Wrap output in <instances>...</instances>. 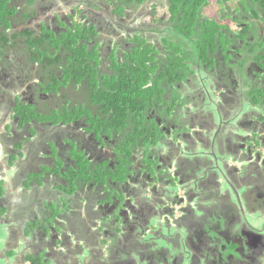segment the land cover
Wrapping results in <instances>:
<instances>
[{
    "label": "flooded vegetation",
    "instance_id": "flooded-vegetation-1",
    "mask_svg": "<svg viewBox=\"0 0 264 264\" xmlns=\"http://www.w3.org/2000/svg\"><path fill=\"white\" fill-rule=\"evenodd\" d=\"M244 2L219 10L222 23L230 20L225 50L210 52L209 62L186 60L189 73L181 71L173 85L160 81L161 103L152 96L144 110L158 135L133 143L129 126L103 132V107L90 88L50 89V73L62 75L68 54L43 63L46 57H33L26 41L48 30L59 40L81 30L85 37L74 47L96 50L92 63L102 80L113 72V56L121 62L123 47L130 48L131 33L147 29L155 88L171 55L158 21L114 13L104 0H7L0 164L30 202L19 207L0 181V225L8 230H0V264H134L127 260L147 250L166 261L139 264H264V206L257 198L264 192V16L254 0ZM44 44L37 49L52 54ZM80 105L85 113L78 114ZM25 107L41 120L20 128L17 108ZM86 113L97 120L90 123ZM81 167L102 180L84 182ZM146 240L152 248L143 247ZM118 252L130 259L114 257Z\"/></svg>",
    "mask_w": 264,
    "mask_h": 264
},
{
    "label": "trees",
    "instance_id": "trees-1",
    "mask_svg": "<svg viewBox=\"0 0 264 264\" xmlns=\"http://www.w3.org/2000/svg\"><path fill=\"white\" fill-rule=\"evenodd\" d=\"M151 1L104 0L106 7L113 8L114 13H121L123 15V12L126 11L130 15L133 14V16L141 14L142 18L152 15L153 21H158V26L156 27L157 33L167 34L160 41L163 43L162 45L165 50L171 52V55L168 57L170 66H166V72H161V77L156 79L155 88L149 86L152 81V74L155 72L154 68L150 66V62L153 60L152 53L155 50L152 48V45L147 43L148 39L142 35L148 32L146 31L147 29H139L136 33H131L132 37L127 39L130 44L132 43L130 48L125 49L123 47L124 54L119 59L121 62H118L115 55L113 56V63L110 66L113 72L101 75L102 80H98V65L92 63V61L96 60V50L89 52L84 47H74L77 40L85 37V34L81 30L77 31L79 36L70 33L69 38L65 37L62 40L57 39L55 34L48 30L44 32L42 39L31 41L28 38L26 41L29 52H32L33 57L38 58V56H42L43 59L46 57V60L42 61L43 63L57 64L60 57H62L61 53L68 54L67 61L70 64L68 67L62 68V75L58 77L54 73H50L53 78L50 89L57 91L60 88L66 87L90 88L92 101L101 104L103 107V124L100 126L103 127V132L111 136L112 128L119 129L121 127L124 129L126 126H129L131 129L128 131V137L133 143L138 140L151 143L152 137L158 135L157 133L152 135L149 127L146 125L144 110L147 109L152 96H155L156 100L161 103L163 90L159 87L160 81L163 79L173 85L182 78L181 71L185 75L189 73V66L184 64L186 60L197 59L209 62L208 56L210 52L215 53L218 49L223 51L229 44V38H226L227 28L222 23L223 18L220 17L217 20L207 16L205 13L211 5L210 0H166L169 13L168 19L166 17H156L155 5L151 8V11L146 12L147 4H151ZM230 1L216 0V4L220 7L221 11L225 9L224 6L230 3ZM254 2L258 3L259 13L264 16V0H254ZM6 3L7 0H0V30L3 29L2 27L8 26L7 16L12 14ZM2 35L0 31V43L4 40V36ZM184 40L188 41L186 42L187 44L192 45V53L182 49V45L185 44ZM42 41L45 43L44 46L48 44L51 47L52 54L49 53V49L47 48L46 52H41V50L37 49V45ZM32 47L36 50L35 52L34 50L32 51ZM185 66L186 69H184ZM44 67L48 69L46 65ZM79 108L78 114H81V112L85 113L83 105H80ZM86 114L90 123L93 124L97 120V118L91 117L89 113ZM17 117L20 128L26 123L41 120L39 115L32 111L31 107H25L24 109L17 108ZM52 118L56 119L57 117ZM65 119L72 120L73 118L65 117ZM94 127H98L97 123L94 124ZM122 148L126 149L127 147L123 146ZM74 173L76 174V172ZM80 174L84 182L90 180L98 182L102 180L101 177L91 176L88 167L79 168L78 175ZM103 182H105L104 177ZM143 247L152 248L151 243L147 240L144 242ZM133 248L125 247L124 249L128 251ZM138 248L141 247L138 246ZM148 251L144 253L145 256H132L131 259L126 252L124 254H119L118 252L114 257H119L118 259L121 260L130 259L127 260V263L134 264H139L141 260L145 262H148V260L155 261V259H158V262L166 261V255L160 256L156 254L157 257H152Z\"/></svg>",
    "mask_w": 264,
    "mask_h": 264
},
{
    "label": "rangeland",
    "instance_id": "rangeland-1",
    "mask_svg": "<svg viewBox=\"0 0 264 264\" xmlns=\"http://www.w3.org/2000/svg\"><path fill=\"white\" fill-rule=\"evenodd\" d=\"M232 1L233 0H231V2ZM238 1H241V0H238ZM210 2H211V5L207 8V10L205 11V13H206L207 16L219 20V10H220V7L216 4V0H210ZM242 2H243V4L245 3L244 0H242ZM154 5H155L156 17H158V18L166 17V19L169 18V13H168V7L166 5V0H152L151 1V4H147V8H146L147 11L146 12L148 13L149 11H151V8ZM232 9H234L233 4H232ZM144 22L145 23L146 22L147 23L149 22L148 17H145ZM229 23H230V20H228V19L224 20V22H223V24H227V25ZM0 143H1V141H0ZM1 161L3 162V160H1ZM236 166L240 167L238 164H236ZM4 169L5 168L2 165V163H1L0 164V181H1L2 184L5 182V185L7 183V187L9 189L11 187V191H10V193H11V200L14 201L17 205H19V207H21V204H25V203L30 202L29 199L27 200L28 202L27 201H24V200H26L29 197V193H25V195H23L20 191H17L18 188L16 187V181L14 179H11L10 180V183H11V185H10V183L8 182L9 179L7 178V173L4 171ZM1 188H3V186H1ZM180 198H181V193H179L177 195V197H176L177 203H179ZM22 200L24 202H22ZM183 203L184 202H182V206H183ZM167 205H171V203H168ZM177 205H180V204H177ZM177 209L179 210V208H177ZM0 230L2 231L3 235H5L7 228L5 226H3V225H0ZM81 260H83V259H81ZM81 260H80V262H82ZM78 261H79V259H78Z\"/></svg>",
    "mask_w": 264,
    "mask_h": 264
},
{
    "label": "water",
    "instance_id": "water-1",
    "mask_svg": "<svg viewBox=\"0 0 264 264\" xmlns=\"http://www.w3.org/2000/svg\"><path fill=\"white\" fill-rule=\"evenodd\" d=\"M259 199L263 200V206H264V192L257 194Z\"/></svg>",
    "mask_w": 264,
    "mask_h": 264
}]
</instances>
